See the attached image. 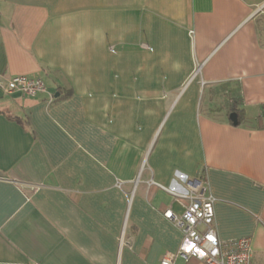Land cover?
Instances as JSON below:
<instances>
[{
	"label": "crops",
	"instance_id": "0c3cea01",
	"mask_svg": "<svg viewBox=\"0 0 264 264\" xmlns=\"http://www.w3.org/2000/svg\"><path fill=\"white\" fill-rule=\"evenodd\" d=\"M18 75L49 94L0 89V264H159L190 188L264 264V0H0Z\"/></svg>",
	"mask_w": 264,
	"mask_h": 264
},
{
	"label": "built area",
	"instance_id": "2783aa9c",
	"mask_svg": "<svg viewBox=\"0 0 264 264\" xmlns=\"http://www.w3.org/2000/svg\"><path fill=\"white\" fill-rule=\"evenodd\" d=\"M0 89L7 95L18 93L33 98L39 94H49L40 78L21 75L12 76L5 84L0 82ZM47 100L50 103L54 98L49 95ZM173 194L186 201L185 209L179 216L171 210H166L163 216L181 232L183 244L189 243L190 248L184 244L176 252H166L159 264H175L177 260L185 264L192 260L205 264H253L249 239L228 242L218 239L214 227V199L211 196H204L196 188Z\"/></svg>",
	"mask_w": 264,
	"mask_h": 264
},
{
	"label": "trees",
	"instance_id": "16d2710c",
	"mask_svg": "<svg viewBox=\"0 0 264 264\" xmlns=\"http://www.w3.org/2000/svg\"><path fill=\"white\" fill-rule=\"evenodd\" d=\"M55 100V99H54ZM234 102H232V112H234L236 115H237V119H238V122H240L239 120V108L237 107L238 103H239V99L236 97L233 99Z\"/></svg>",
	"mask_w": 264,
	"mask_h": 264
},
{
	"label": "water",
	"instance_id": "95a60500",
	"mask_svg": "<svg viewBox=\"0 0 264 264\" xmlns=\"http://www.w3.org/2000/svg\"><path fill=\"white\" fill-rule=\"evenodd\" d=\"M229 120L231 121V123L236 126L238 124V120H237V115L235 113H231L229 115Z\"/></svg>",
	"mask_w": 264,
	"mask_h": 264
}]
</instances>
